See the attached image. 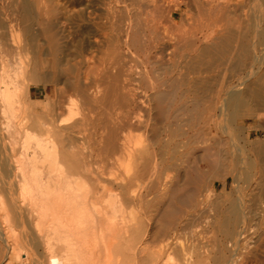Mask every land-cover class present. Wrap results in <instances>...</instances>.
I'll return each instance as SVG.
<instances>
[{
	"label": "bare ground",
	"instance_id": "bare-ground-1",
	"mask_svg": "<svg viewBox=\"0 0 264 264\" xmlns=\"http://www.w3.org/2000/svg\"><path fill=\"white\" fill-rule=\"evenodd\" d=\"M68 24L89 44L63 64ZM49 66L72 92L65 113L80 98L102 120L100 191L55 123L24 116ZM261 113L264 0H0V242L26 264L17 228L33 226L50 264H130L147 199L160 254L190 236L193 259L177 264H264Z\"/></svg>",
	"mask_w": 264,
	"mask_h": 264
},
{
	"label": "rangeland",
	"instance_id": "rangeland-1",
	"mask_svg": "<svg viewBox=\"0 0 264 264\" xmlns=\"http://www.w3.org/2000/svg\"><path fill=\"white\" fill-rule=\"evenodd\" d=\"M190 17L191 20L190 18L188 19L187 24L185 26L186 28H189L190 26H194L197 24V20H198L197 12L193 10L190 13ZM193 19H195L196 23L193 21ZM69 32L70 34H68ZM88 35H89V31L87 28L85 27L77 28L74 25L68 24L65 33H63L62 35V37L65 36V38L63 37L62 39L64 41L61 40L62 44L64 45L66 44V42L68 43L65 46H62V50L61 52H59L60 55L58 54L61 60L64 59L62 61L63 64H66L67 60L73 62V59L75 58L74 56H76L75 52H78L88 46L89 44ZM48 59L52 60L51 56H48ZM57 70L58 69L54 70V68H52L51 66L42 69L41 72L45 73L43 75L45 76L47 75L44 78L45 84L44 82H42L43 84L42 83L34 84V85L31 84L29 86L31 100L34 102L35 101L39 102L41 103V105L38 106L39 108H37L36 113L34 108L32 109V111L25 112L24 116H26V118L31 117L35 119L36 120L35 123L38 122V124H40L42 122L41 123L42 125L46 124L43 128H46L47 130H49V128L50 129L52 128L51 129L52 133L51 130H49L50 134H54L53 131H55L54 129L55 127L53 128L51 127V125L55 123V125L53 126H56L57 130L58 129L60 130L59 131L56 130L57 132L55 133L57 134H54L55 135L54 137L57 140L64 139L65 145L62 148V150L67 154L68 159L70 160L69 162L70 168L72 169V167L74 168L75 166L76 170H80L84 172L83 169H81V166L83 165V162L85 163L89 162L90 170L94 172L92 178L90 179L94 182V186L96 187L97 191H100V188L102 187L101 180H106V179L108 180L110 178L107 175V168H103L104 165L107 166L108 164H106L107 162H105V158H104L105 154L102 143V137H103L102 120L99 118L98 115H96L95 110L91 111V109H86L85 108L86 103L83 102L80 98L76 99L77 103L79 102L78 103L79 113H77L76 116L73 115L74 117L73 116L70 117V115H68L69 112L65 113L68 110L67 108L69 106L68 105L70 101L69 99H71L70 93L72 92L71 91L69 92L67 84L66 86L64 84L66 80L63 79V77H66V75H64V73H62L60 69L58 71ZM61 75H63L62 78L60 77ZM56 76L57 79L55 78ZM48 77L51 81H48L47 79ZM61 79L65 80V82L64 81L62 82ZM58 80L62 85L59 84ZM56 82L59 84V86H57ZM56 86L60 90L57 89ZM61 89L63 93L65 92L66 95L65 94L63 95V93H61ZM60 94H62V96H67V97H62L60 96ZM45 97L48 100L47 102ZM68 97L69 99L67 101ZM88 105L89 104H87L86 107H88ZM79 106H82L83 110L82 109L80 110L81 107ZM91 107H93L92 109H94V105L93 106L89 105L88 108ZM85 109L86 111L87 110L89 111L85 112L84 111ZM82 112L85 113L86 115H84ZM51 117L53 118L51 119ZM66 117L69 118L68 121ZM48 121H50V123ZM261 122L262 123L264 122V113H261ZM49 125L50 127H48ZM63 125L64 127H62ZM69 125L70 127H68ZM127 133L128 132H126V134ZM133 135L139 136L141 134L139 132H133ZM121 136H123V133L121 134ZM99 193L100 192H98V194ZM146 200H142L140 202L138 200L135 201L136 221L134 222V233L139 241L137 242L136 245V249H137L136 250L137 252L135 251L137 253L135 254L136 257L134 259L132 258L133 259L131 260L132 262L130 261L129 263L130 264H177L179 262L182 263L187 262V259H193L192 257L193 245L190 241V236L187 233H181L178 236V243L179 246L181 247L180 252L178 254L162 255L159 253L161 248V242L159 239H155L153 237V232L157 227V221H155V219L150 220L151 207ZM17 232L21 246L23 247L27 255L26 264H50V259L48 257V253L45 248L46 246L44 244V241H42L43 239L39 234V232L36 230V228H34L33 226H27V227L19 226L17 228ZM0 264H19L18 262H16L14 259L11 258L10 246L2 242H0Z\"/></svg>",
	"mask_w": 264,
	"mask_h": 264
}]
</instances>
